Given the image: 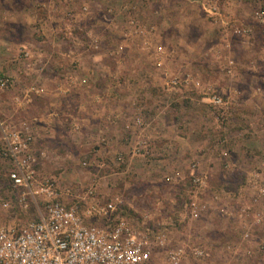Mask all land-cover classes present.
Masks as SVG:
<instances>
[{
    "label": "rangeland",
    "instance_id": "374dc122",
    "mask_svg": "<svg viewBox=\"0 0 264 264\" xmlns=\"http://www.w3.org/2000/svg\"><path fill=\"white\" fill-rule=\"evenodd\" d=\"M263 9L0 0V78L13 81L0 88V121L34 133L43 175L80 196L92 186L99 199L122 195L134 222L148 215L174 241L205 247L200 264H264ZM194 162L207 187L194 184ZM0 194H10L1 163ZM211 199L187 219L186 205Z\"/></svg>",
    "mask_w": 264,
    "mask_h": 264
},
{
    "label": "built area",
    "instance_id": "2783aa9c",
    "mask_svg": "<svg viewBox=\"0 0 264 264\" xmlns=\"http://www.w3.org/2000/svg\"><path fill=\"white\" fill-rule=\"evenodd\" d=\"M215 3L203 7L217 15ZM256 14L264 18V9ZM12 84L10 77L0 78L1 89ZM212 100L225 105L220 97ZM34 142L28 128L0 121V163L10 190L0 194V264H200L209 255L205 247L174 241L168 228L151 225L148 215L134 222L124 215L125 201L118 193L99 199L93 186L81 196L62 188L57 177L41 173ZM192 165L194 184L207 187V174L198 163ZM261 197L262 185L255 201ZM213 203L211 199L201 207L192 200L186 205L187 219H198ZM32 207L35 216L25 221L12 215L16 210L27 214Z\"/></svg>",
    "mask_w": 264,
    "mask_h": 264
},
{
    "label": "crops",
    "instance_id": "0c3cea01",
    "mask_svg": "<svg viewBox=\"0 0 264 264\" xmlns=\"http://www.w3.org/2000/svg\"><path fill=\"white\" fill-rule=\"evenodd\" d=\"M133 107H130V106H128L127 107V110L128 109H132ZM139 109V108H138ZM108 110H110V108H108ZM50 118H52V117H49V119ZM116 134V133H115ZM120 136V135H119ZM119 136H116L115 138H113V141L114 142H116V144L118 145V147H122V149H123V146H124V144H123V141L120 139V137ZM35 140H36V138H35ZM125 141V140H124ZM35 143V142H34ZM120 143V144H119ZM125 143V142H124ZM34 148H35V146H34Z\"/></svg>",
    "mask_w": 264,
    "mask_h": 264
}]
</instances>
